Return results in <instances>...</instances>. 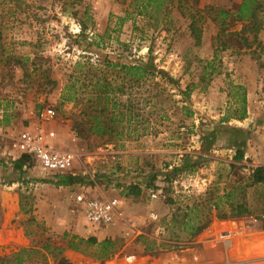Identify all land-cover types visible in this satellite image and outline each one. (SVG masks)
<instances>
[{"label": "rangeland", "instance_id": "374dc122", "mask_svg": "<svg viewBox=\"0 0 264 264\" xmlns=\"http://www.w3.org/2000/svg\"><path fill=\"white\" fill-rule=\"evenodd\" d=\"M28 131L69 169L15 168ZM260 164L264 0H0V264H264L254 214L219 216ZM78 196L113 221L88 223Z\"/></svg>", "mask_w": 264, "mask_h": 264}, {"label": "built area", "instance_id": "2783aa9c", "mask_svg": "<svg viewBox=\"0 0 264 264\" xmlns=\"http://www.w3.org/2000/svg\"><path fill=\"white\" fill-rule=\"evenodd\" d=\"M46 115L52 118L53 109H47ZM18 148L23 156L33 159L42 168L51 173L66 172L74 158L69 151L57 150L46 140L41 132H25L18 139ZM77 202L82 205L88 223L93 225H107L113 221L115 209L113 204L103 199H84L77 197ZM132 255H128L129 260Z\"/></svg>", "mask_w": 264, "mask_h": 264}, {"label": "trees", "instance_id": "16d2710c", "mask_svg": "<svg viewBox=\"0 0 264 264\" xmlns=\"http://www.w3.org/2000/svg\"><path fill=\"white\" fill-rule=\"evenodd\" d=\"M243 10V7L241 5V11ZM242 17V16H240ZM114 66H118V64H113ZM123 69L127 70L129 75L132 77L135 73L137 72H145V68L137 65H121ZM114 89L112 90L111 88L108 93H112ZM119 89H115V92H118ZM246 117V112L243 111V114L241 115V119H244ZM27 159L26 156L23 158L17 159L14 161L15 168L21 169L23 164H24V159ZM243 158V152L241 150H237L234 159L235 160H241ZM59 180L57 183L59 184H70L74 177L71 175H64L58 178ZM250 183L249 185H242L239 184L238 187L233 188L230 191H227L225 193L226 200L231 204L228 211H223L219 216L220 217H240L244 215H252L254 214V219L258 222L259 227L261 229H264V191H259L258 187H262L264 185V166H257L252 169V172L249 176ZM250 186H254V191L256 194H258L259 198L261 199V207L256 210L252 208L246 201V194H245V188ZM238 190V193H243V196L240 198L239 201L236 203H233L232 200V195H234L235 191ZM140 193V188L135 186V185H129L126 187V194H132V195H138ZM233 205H232V203ZM256 212V213H255ZM66 235V232L64 233ZM73 238H76L75 235H72L70 239L68 240V248L72 250H79V243L83 240L82 238H79L77 241H74ZM87 242L91 245L97 244L101 246L102 253L100 254L99 258H108L113 254V249L112 246L114 245L113 241L110 238H105L104 240L98 242L96 238L94 237H89L87 239ZM64 261L63 259H60Z\"/></svg>", "mask_w": 264, "mask_h": 264}, {"label": "crops", "instance_id": "0c3cea01", "mask_svg": "<svg viewBox=\"0 0 264 264\" xmlns=\"http://www.w3.org/2000/svg\"><path fill=\"white\" fill-rule=\"evenodd\" d=\"M247 113H248V112H247ZM243 158H244V157H243ZM243 158H242V159H243ZM242 159H241V160H242ZM241 160H239V161H241ZM260 165L264 166V164H260Z\"/></svg>", "mask_w": 264, "mask_h": 264}]
</instances>
